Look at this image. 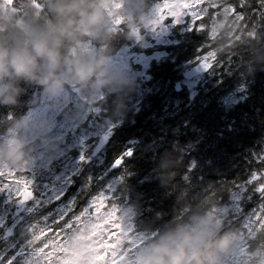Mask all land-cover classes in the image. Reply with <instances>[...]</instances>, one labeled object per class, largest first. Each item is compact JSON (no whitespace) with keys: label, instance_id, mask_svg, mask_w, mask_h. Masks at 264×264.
Instances as JSON below:
<instances>
[{"label":"trees","instance_id":"1","mask_svg":"<svg viewBox=\"0 0 264 264\" xmlns=\"http://www.w3.org/2000/svg\"><path fill=\"white\" fill-rule=\"evenodd\" d=\"M163 1L0 0V61L15 66L19 51L30 46L36 33L57 44L55 68L43 81L40 75L24 79L15 73L3 80L0 146L30 111L42 105L47 83L60 82L54 77L76 69L74 62L88 44L95 48L91 68L97 81L100 61L124 48L167 55L153 61L147 70L152 78L144 86L105 84L104 98L93 103L88 98L94 87L78 77L87 101L71 95L58 113L57 121L75 118L77 127L61 129V140L56 141L63 149L59 157L52 151L55 143H50L55 168L49 169V177L12 165L15 176L25 175L33 182L36 194L44 189L43 183L48 184V192L40 195L45 205L39 207V222H45L44 227H16L13 236H7L14 204L23 197L10 189L14 176L0 173V264L57 262L59 247L73 246V237L97 211L93 206L101 198L106 211L116 206L119 214L127 212L123 226L139 240L132 255H147L144 264H166L165 256L174 264L187 257L191 227L209 214L223 216L225 211L221 226L186 264H264V0H205L206 16L199 22L203 31L199 24L193 29L187 16L184 25L172 30L175 43L148 49L135 44L134 30L144 32L141 17ZM99 7L107 13L113 9L111 18L120 12L123 17L116 19L113 29L102 28L90 36L97 28L91 21ZM208 51L216 53L215 66L204 71L193 89L184 85L177 92L184 72L201 64L198 58ZM133 67L142 70L141 65ZM32 68L26 62L22 71L31 75ZM90 104L94 108L84 120ZM99 105L101 111L96 113ZM104 115L112 119L111 125H124L96 155ZM35 146L36 141L25 148L35 153ZM29 158L20 162L25 166ZM60 170L66 172L54 179ZM85 179H89L86 186ZM59 186L62 189L52 190ZM30 222L38 224L34 217ZM51 242L55 246L49 249Z\"/></svg>","mask_w":264,"mask_h":264},{"label":"rangeland","instance_id":"2","mask_svg":"<svg viewBox=\"0 0 264 264\" xmlns=\"http://www.w3.org/2000/svg\"><path fill=\"white\" fill-rule=\"evenodd\" d=\"M103 1H107L108 4H110L111 0ZM163 2L160 5L154 6L150 15L141 17L140 20L143 22L144 32L140 33L134 30L133 37L135 38V44H141L143 48L148 49L159 45L167 46L173 42L175 43L171 38L173 35L172 30L175 25H184L187 16H181L179 22L171 16L164 19L161 12ZM176 2H180V0H176ZM105 4L106 3L102 5ZM112 12L113 9L110 10V13L103 12L100 7L97 9V13L91 21L97 23V28L90 33V36L97 35L98 31L102 28H107L108 31L114 28V22L117 21L116 19L120 20L123 17V13H116L115 17L111 18V15H113ZM148 37L151 41L148 40ZM166 56V52L157 51L148 55L145 53H135L124 48L115 56L100 61V72L98 77L100 81H97V79L94 80L96 75L91 68L95 58V48L92 44L85 46L79 58L74 62L76 63V69H69L55 76L54 78L59 79L60 82H48L47 88L42 94V105L30 111L18 128L10 132L4 138L3 144L0 146V157H3L2 159L4 160L0 162V173H8L11 177L14 176L13 180L9 182L10 189H12V191L18 190L19 185L15 183L16 180H26L25 175L15 176L16 170L11 169L12 165H23L22 171L33 172L35 169L41 171L42 178H48L49 169L55 168L52 164L54 155H51V151L48 150L50 143H55L52 151L57 153L59 157L61 155L59 151H63V149L57 146L58 143L56 141L61 140V129L75 130L77 127V125H75V118L63 120L61 122L57 121V115L61 109L68 104L71 95H75L76 100L87 101L80 87H78V77L82 80L90 81L92 87H94L95 91L88 98L89 103H93L94 101H99L104 98L105 91L103 90V85L105 84L132 82L137 84L138 88L136 89L144 86L143 82L147 81H139V79L142 78L143 75L148 74L147 70L153 61H161ZM84 57H88L87 61H83ZM133 65H141L142 70L137 72ZM200 65L201 64L194 68H190L189 71H185V77L178 82V84L193 89L194 83L201 80L206 70L202 69ZM151 78L152 76H150V80ZM143 88H149V86L145 85ZM193 93L194 92H192V94ZM93 108L94 106L92 105L88 107V111L84 113V120ZM96 109H99V111L96 112L99 113L101 111V105L95 106V110ZM103 118L104 126L99 138H101L105 131L113 126V124L111 125L112 119L108 117V115H104ZM46 124L48 125L45 126ZM99 138L96 144L99 142ZM34 140L36 141L35 150L38 151L35 153L33 149L29 150L25 148L29 144H34ZM40 140L41 142L39 143L38 141ZM25 155L30 156V158L24 166L23 162L20 161L26 157ZM98 161L101 162L102 160L99 159ZM91 163L92 161H89L90 168L92 166ZM64 172L66 171L60 170L57 172L54 179L56 178V180H58ZM88 180L89 179L84 180V186L88 184ZM32 184L33 182L30 180L29 190L33 192V198L29 202H24L22 198L14 204L15 211H13L12 214L13 224L11 227L6 228V230H11V235H7L8 237L13 236L16 227H37L40 229V227L46 225L45 222H39V216L42 217L41 212H39V207L45 205L40 202V195L47 193L49 186L47 183H43L44 189H42L39 194H36L32 189ZM60 188L61 186L57 188L52 187V190L57 191V189L60 190ZM238 203V201L235 202L236 208ZM234 207L235 206H233L232 209ZM230 208L231 207H228L227 209L229 210ZM118 211V207L116 206L109 208L102 215L97 210L91 216L90 220L82 226L78 234L73 237L72 240L74 244L71 248L65 250L59 247L57 262L52 264H144V259L148 258L147 255H132V251L139 243V240L132 239L123 226L122 218L127 212L119 214ZM227 213L228 212L225 211L223 216L220 213L217 215L209 214L204 219L199 220L195 226L191 227V232L187 234L189 235L190 241L187 249V258L193 254L196 247L199 248L200 244L208 239V237L221 226L222 220ZM31 217H34L38 224L30 222ZM28 230L32 231V229ZM238 238L240 239V236ZM54 246L55 243L51 242L49 249ZM218 258H220V254H218Z\"/></svg>","mask_w":264,"mask_h":264},{"label":"clouds","instance_id":"3","mask_svg":"<svg viewBox=\"0 0 264 264\" xmlns=\"http://www.w3.org/2000/svg\"><path fill=\"white\" fill-rule=\"evenodd\" d=\"M56 50L57 44L54 38H50L44 33H36L32 37L30 46L19 51L15 66L10 62L0 61V88L4 87L3 80L10 73H15L24 79H32L35 75H40L43 81L49 72L55 68L54 53ZM2 56L3 53L0 52V57ZM26 62L33 65L31 75L22 71ZM164 260L166 264H172L170 257L165 256Z\"/></svg>","mask_w":264,"mask_h":264},{"label":"snow or ice","instance_id":"4","mask_svg":"<svg viewBox=\"0 0 264 264\" xmlns=\"http://www.w3.org/2000/svg\"><path fill=\"white\" fill-rule=\"evenodd\" d=\"M205 5V0H180V2H176V0H164L162 5V16L164 19L171 16L176 19L177 22H179V18L181 16H188L191 18L193 29L196 28V26L199 24L200 30L203 31L202 24H200V21H203L206 16V7H202ZM212 8H215L216 5H212ZM230 11L235 14V9L232 8ZM240 19H243V15H238ZM204 50H202V53ZM198 62L201 63L202 67L204 69H211L215 66L217 63V57L216 53L214 51H208L206 54L201 55V57L198 58ZM131 151L127 153V155H131ZM122 161L117 160L116 163L119 165ZM256 179H260V177H255ZM15 183L19 185L18 191L19 194L27 200L31 197L32 193L29 191V181L24 179L16 180ZM261 190L264 191V185H262ZM94 208L97 210L104 209L105 208V201L101 198L95 201ZM53 233L56 232L55 229L52 230Z\"/></svg>","mask_w":264,"mask_h":264},{"label":"water","instance_id":"5","mask_svg":"<svg viewBox=\"0 0 264 264\" xmlns=\"http://www.w3.org/2000/svg\"><path fill=\"white\" fill-rule=\"evenodd\" d=\"M200 67L202 69H204L202 67V65H200ZM142 79L144 81H149L150 80V75L149 74H145L142 76ZM175 89L177 92H180L182 90V86L179 84H176ZM99 109H96L95 112H98ZM124 125V122H119L118 124L112 126L111 128H109L107 131L104 132V134L101 136L95 150L94 153L97 155L99 154L101 151H103L111 142V140L114 138V136L116 135V133L118 132V130ZM90 161V160H89ZM30 191V190H29ZM32 193L31 197L28 198L27 200H25L23 198L24 202H29L32 198H33V192L30 191ZM7 235L10 236L11 235V230L7 231Z\"/></svg>","mask_w":264,"mask_h":264},{"label":"built area","instance_id":"6","mask_svg":"<svg viewBox=\"0 0 264 264\" xmlns=\"http://www.w3.org/2000/svg\"><path fill=\"white\" fill-rule=\"evenodd\" d=\"M48 124H50V123H48ZM48 124H46L45 126H47ZM49 127H50V125H49ZM48 127V128H49ZM35 141V140H34ZM7 186V182H3V187H6ZM2 190V189H1ZM232 247H233V245H232ZM192 249V248H191ZM196 249H197V247H196ZM195 252V251H194ZM194 252H193V254H194ZM193 254L191 255V256H189L188 258L187 257H185V258H182V259H177V260H174V264H184V263H186L187 262V260L188 259H190L192 256H193Z\"/></svg>","mask_w":264,"mask_h":264}]
</instances>
